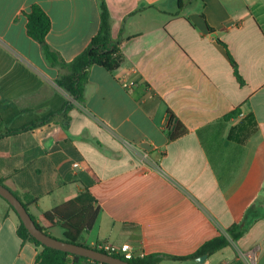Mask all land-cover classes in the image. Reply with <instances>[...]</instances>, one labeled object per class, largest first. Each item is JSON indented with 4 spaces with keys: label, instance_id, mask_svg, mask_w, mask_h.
<instances>
[{
    "label": "crops",
    "instance_id": "crops-1",
    "mask_svg": "<svg viewBox=\"0 0 264 264\" xmlns=\"http://www.w3.org/2000/svg\"><path fill=\"white\" fill-rule=\"evenodd\" d=\"M106 2L123 61L113 72L92 65L78 102L26 13L41 7L46 42L70 61L99 29L98 1L0 0L2 184L48 232L57 225L46 211L97 207L88 246L128 242L158 264H264V0ZM168 109L187 128L173 140ZM18 222L0 196V264H35ZM234 224L247 226L236 240ZM220 235L229 243L202 263L189 256Z\"/></svg>",
    "mask_w": 264,
    "mask_h": 264
},
{
    "label": "trees",
    "instance_id": "trees-1",
    "mask_svg": "<svg viewBox=\"0 0 264 264\" xmlns=\"http://www.w3.org/2000/svg\"><path fill=\"white\" fill-rule=\"evenodd\" d=\"M100 11V24L97 33L91 38L86 48L70 61L64 60L60 54L54 50L47 42L46 35L50 29V19L48 15L38 5H32L29 12L26 13L27 33L37 40L41 46V50L45 60L52 66L61 69L56 80L57 84L62 87L71 97L78 102L85 99L84 91L88 80L89 68L92 65H99L106 70L113 72L123 61L121 51V39L112 37L110 14L106 0H97ZM210 30L211 27L208 26ZM223 45L226 47L225 43ZM227 48V47H226ZM233 72L240 83L243 79L239 74L238 67L230 52L227 49ZM239 113L238 109L226 114L224 119L235 117ZM167 136L169 140L176 139L187 132L186 126L175 116L171 110H167ZM0 183L2 181L0 180ZM19 199L20 197L13 192ZM3 198V197H2ZM4 199V198H3ZM5 200V199H4ZM21 200V199H20ZM7 202V200H5ZM36 198H32L29 203H36ZM28 210V202H23ZM8 203V202H7ZM9 208L15 212L13 206L8 203ZM98 208L92 205L81 206L73 200L66 201L51 210L44 213L45 217L55 225H59L63 229V240L85 245L81 242V234L88 231L93 226L98 215ZM29 212V210H28ZM38 228L45 233L50 234L46 228L41 226L35 218L30 214ZM19 222L17 224L16 233L23 240L31 242L35 245L37 253L35 255V264H106L89 259L84 256L74 255L62 250L45 246L36 240L25 228L24 224L17 215ZM247 229L242 224H234L227 229V233L232 240L238 239ZM229 239L225 235H220L206 241L196 252L189 255L197 257L202 254H211L221 247L227 245ZM88 246V245H85ZM96 249L95 246H89ZM106 252L104 250H100ZM120 257L119 255L113 254ZM189 256H171L174 259H182ZM123 259V258H122ZM161 255L149 254L142 258L127 259L132 264H158Z\"/></svg>",
    "mask_w": 264,
    "mask_h": 264
},
{
    "label": "water",
    "instance_id": "water-1",
    "mask_svg": "<svg viewBox=\"0 0 264 264\" xmlns=\"http://www.w3.org/2000/svg\"><path fill=\"white\" fill-rule=\"evenodd\" d=\"M0 196L10 203L20 220L24 224L28 232L39 242L45 246L62 250L74 255L84 256L89 259L98 261L100 263L106 264H132L129 261L122 259L120 257L102 252L93 247L85 246L82 244H76L72 242L65 241L63 239H58L50 234L45 233L43 230L37 227L34 220L32 219L30 213L25 208L21 200L13 194V192L7 188L5 185L0 183ZM206 258L205 254H202L195 258L196 261L202 263Z\"/></svg>",
    "mask_w": 264,
    "mask_h": 264
},
{
    "label": "built area",
    "instance_id": "built-area-1",
    "mask_svg": "<svg viewBox=\"0 0 264 264\" xmlns=\"http://www.w3.org/2000/svg\"><path fill=\"white\" fill-rule=\"evenodd\" d=\"M77 164L75 163L74 166ZM97 250H104L108 254H116L121 256L123 259L142 258L146 254L141 250L134 249L128 242L122 244H112L109 242H97L95 245ZM248 259L253 263V255L248 254Z\"/></svg>",
    "mask_w": 264,
    "mask_h": 264
},
{
    "label": "rangeland",
    "instance_id": "rangeland-1",
    "mask_svg": "<svg viewBox=\"0 0 264 264\" xmlns=\"http://www.w3.org/2000/svg\"><path fill=\"white\" fill-rule=\"evenodd\" d=\"M63 230H62V228L59 226V225H57L56 227H54V228H51L50 229V235L51 236H53V237H55V238H58V239H63L64 238V236H63V232H62ZM170 264H175V263H173V262H170V261H168ZM179 264V263H178Z\"/></svg>",
    "mask_w": 264,
    "mask_h": 264
}]
</instances>
